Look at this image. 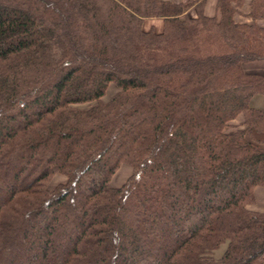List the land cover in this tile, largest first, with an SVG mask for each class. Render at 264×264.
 Segmentation results:
<instances>
[{"label": "trees", "instance_id": "obj_1", "mask_svg": "<svg viewBox=\"0 0 264 264\" xmlns=\"http://www.w3.org/2000/svg\"><path fill=\"white\" fill-rule=\"evenodd\" d=\"M205 2L0 0V264H264V0Z\"/></svg>", "mask_w": 264, "mask_h": 264}, {"label": "rangeland", "instance_id": "obj_2", "mask_svg": "<svg viewBox=\"0 0 264 264\" xmlns=\"http://www.w3.org/2000/svg\"><path fill=\"white\" fill-rule=\"evenodd\" d=\"M252 65L249 66V68L254 69L255 65L254 66H252ZM263 66H264V63H262L259 66V68L263 69L264 68ZM118 91H119V87L115 83H110L107 90H106L105 96L103 97V100L108 101ZM89 105H90L89 103H84V104H80L79 106L82 108H86ZM131 173H132V168L129 165H127V164L121 165V167L118 169V171L113 176V178L111 180V185L116 186V187L122 185L127 180V178L131 175ZM64 181H66V177L64 175H62L60 173H55L48 183L49 188L52 189L57 184L64 182ZM256 187H255L256 188L255 200L252 204L249 205V208H251L253 210L264 211V186L258 185ZM226 246H227V244L224 243L218 249H216L213 252V258L215 261H218L221 258L224 250L226 249Z\"/></svg>", "mask_w": 264, "mask_h": 264}, {"label": "crops", "instance_id": "obj_3", "mask_svg": "<svg viewBox=\"0 0 264 264\" xmlns=\"http://www.w3.org/2000/svg\"><path fill=\"white\" fill-rule=\"evenodd\" d=\"M175 2H180L183 0H172ZM251 2L252 0H245L241 11L235 15V19L239 22H252V19L250 17L251 13ZM204 12L208 16H214L219 14V10L217 8V0H206L205 6H204ZM192 14H195V10H192ZM258 23L262 26H264V20H259ZM164 27V21L163 19H147L143 23V29L144 30H151L153 29L156 32H161ZM264 63V61H253L249 63L247 66L248 69L249 66H254L255 65V70H260L264 71V68L261 69L259 66ZM262 67V66H261ZM264 67V66H263ZM250 105L256 108H264V94H255L251 99H250ZM242 120V116L240 115L237 118V122ZM257 188V187H256ZM256 188H255V195H256Z\"/></svg>", "mask_w": 264, "mask_h": 264}]
</instances>
